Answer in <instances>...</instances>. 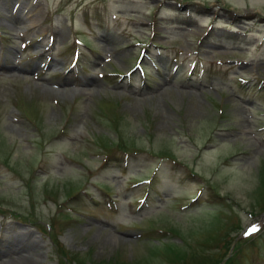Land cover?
<instances>
[{
  "label": "rangeland",
  "instance_id": "obj_1",
  "mask_svg": "<svg viewBox=\"0 0 264 264\" xmlns=\"http://www.w3.org/2000/svg\"><path fill=\"white\" fill-rule=\"evenodd\" d=\"M227 219L264 264V0H0V264H198Z\"/></svg>",
  "mask_w": 264,
  "mask_h": 264
},
{
  "label": "trees",
  "instance_id": "obj_2",
  "mask_svg": "<svg viewBox=\"0 0 264 264\" xmlns=\"http://www.w3.org/2000/svg\"><path fill=\"white\" fill-rule=\"evenodd\" d=\"M97 106H98V104H97ZM118 115H119V113H117V115H116V117H115V119H118ZM112 146H114V148L116 149V150H120L122 153H130V152H134V151H136L137 150V148L135 147V146H133L132 145V143H127L124 139H123V137H121V136H119V134L117 135V137L114 139V141H112V143H110V145H103L102 147L104 148V149H109V148H111ZM108 152H111V150L109 149L108 151H107V153ZM106 155H108V154H106V153H104V156H106ZM105 158V157H104ZM169 231H173L172 229H168ZM218 240V242H222V239H223V236H221V237H219V238H213L212 239V241L213 240ZM167 247H169L170 248V244L169 245H166V248ZM59 253L63 256V257H65V255H66V252L64 251V250H62V249H60L59 250ZM58 253V254H59ZM176 255H178V253L176 254ZM205 254H201V255H195V257L193 258V259H195V258H199V257H203L204 259H201V260H199V261H197L198 262V264L200 263V264H215L216 262H217V259L215 258V257H212V256H208V255H206V256H204ZM222 256V255H221ZM237 257H239V255H236L234 258H235V260H236V258ZM233 257H230V258H228L229 260L227 261V262H225L224 264H229V263H237V260L236 261H233V259H232ZM211 259L213 260L212 262H211ZM73 260V262H74V264H79L77 261H76V259L74 260V259H72ZM202 261V262H201ZM67 262L68 263H70L69 262V260H67Z\"/></svg>",
  "mask_w": 264,
  "mask_h": 264
},
{
  "label": "bare ground",
  "instance_id": "obj_3",
  "mask_svg": "<svg viewBox=\"0 0 264 264\" xmlns=\"http://www.w3.org/2000/svg\"><path fill=\"white\" fill-rule=\"evenodd\" d=\"M21 20V19H20ZM14 21H16V22H20V21H18V20H14ZM21 22H22V20H21ZM24 22V21H23ZM6 254V253H5ZM8 254V253H7ZM29 256H18V261L19 262H22V264H29V258H28ZM11 259V258H10ZM13 260V259H12ZM2 262V261H1ZM15 262V261H14ZM18 262V263H19ZM1 264H11L10 263V260H8V261H6V262H3V263H1Z\"/></svg>",
  "mask_w": 264,
  "mask_h": 264
},
{
  "label": "snow or ice",
  "instance_id": "obj_4",
  "mask_svg": "<svg viewBox=\"0 0 264 264\" xmlns=\"http://www.w3.org/2000/svg\"><path fill=\"white\" fill-rule=\"evenodd\" d=\"M255 229H249V231H254Z\"/></svg>",
  "mask_w": 264,
  "mask_h": 264
}]
</instances>
